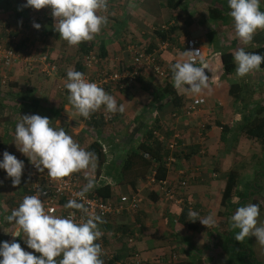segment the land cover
<instances>
[{
  "label": "crops",
  "instance_id": "1",
  "mask_svg": "<svg viewBox=\"0 0 264 264\" xmlns=\"http://www.w3.org/2000/svg\"><path fill=\"white\" fill-rule=\"evenodd\" d=\"M165 1L108 0L107 12L98 13L107 16L108 23L92 41L82 42L83 47L91 46L88 53L94 56L87 65L84 61L86 54L78 49L81 44L70 46L59 38L51 9L24 7L26 0H0V42L6 46L15 45L19 55L9 66L0 67L6 82L5 85L0 83V150L7 151L24 163L21 183L16 187L12 186L6 172L0 169V244L16 242L24 251L39 256L28 248L23 233L20 237L12 235L16 230L15 224L6 220L27 196V168L31 162L18 150L14 136L20 117L35 114L49 118L54 128L59 130L63 127L86 151H90L93 141L104 144L105 161L98 176L110 180H115L120 157L156 124L157 128L153 129L158 134V140L167 141L176 136L177 156L174 155L175 160L167 169L164 178L167 186L176 197L192 201L198 218L211 215L216 223L206 227L199 220L190 224L179 222L184 204L167 201L156 190L158 197L154 200V191L151 192L154 186L146 180L137 179L133 189L127 185L112 187V198L117 203L120 195L135 191L138 208L114 216L118 223L124 225L120 229L130 230V235H105L98 227L105 235L101 239L103 251L110 253L111 257L116 256V262L121 264H131L134 258L139 259V264H167L166 258L172 254L176 260L187 259L191 264H227L225 250L233 249L234 245L229 236L234 237L239 231L235 229L234 233L230 226L231 216L235 213L231 206L248 204L247 196L253 189L262 192L257 187L262 183L264 163L262 169L252 172L251 179L244 181L239 180L241 173L234 166L240 156L251 155L256 160L264 158V141L248 138L238 128L242 121L240 118L249 115L245 111L247 104L257 101L264 106V69L255 71L250 81L240 78L225 84L224 89L227 90L230 84H236V101L229 96L225 103L219 96H214L215 86L209 85V89L198 96L176 89L172 82L171 65L178 52L185 50L184 40L187 37L197 39L202 58L207 46L215 44L212 33L220 41L217 44L223 43L220 47H226L232 41L235 44L241 41L235 37L233 21L226 12L221 11L220 18L209 12L210 8L217 7L219 0H181L174 19L169 18ZM222 3L228 7V0L220 1ZM260 8L264 11V0H260ZM142 12L146 16H139ZM33 23L41 27L37 30ZM170 25H174V30L166 38L167 46L158 52L156 58L164 68L163 75H155L149 66H145L138 70L137 76L128 85L119 87L114 84L104 88L125 110L112 114L109 122L99 120L101 123L87 125L69 102V93L65 88L67 71L74 69L77 62L86 67V74L89 75L102 69H127L131 48L158 47L159 41L155 39L152 26ZM186 26L193 28L189 34L181 32ZM224 31H227L228 42H221ZM252 42L264 44V31H257ZM233 48L234 45L230 51ZM41 54L46 56L44 62L37 60ZM22 56L26 59L23 60ZM165 83L173 86L181 97L177 110L169 104L167 96H155ZM199 97L205 99L202 108L184 115V106ZM103 109L104 106L99 110ZM256 116H264V110L258 111ZM223 123H227L229 128L221 138L219 125ZM229 172L235 174V188L231 196L221 202V191ZM77 175L83 187L88 182L85 172H78ZM181 179L186 182L182 187L179 185ZM237 191L241 196L236 194ZM242 191L246 195L243 196ZM127 236L133 237L131 242H127ZM259 248L261 250L256 247L260 253L264 252V247ZM247 259L244 255L238 263L253 264L251 259ZM259 264H264V259Z\"/></svg>",
  "mask_w": 264,
  "mask_h": 264
},
{
  "label": "clouds",
  "instance_id": "2",
  "mask_svg": "<svg viewBox=\"0 0 264 264\" xmlns=\"http://www.w3.org/2000/svg\"><path fill=\"white\" fill-rule=\"evenodd\" d=\"M24 7L51 9L59 38L70 46L92 41L108 23L107 16L98 14L107 12L108 0H26ZM228 8L235 37L243 45H249L257 31H264V11L260 8V0H228ZM33 27L38 30L41 25L33 23ZM222 55L216 53V56ZM198 59L201 66H196ZM233 59L239 77L259 70L264 64V55L247 52L244 47L235 51ZM205 69L207 64L201 56V50L178 52L171 65L173 86L190 94H201L209 89ZM65 88L69 93L70 104L85 119L102 106L111 114L123 113L125 110L101 86L89 82L84 73L71 68L67 71ZM14 136L16 145H19L18 150L39 172L46 170L50 180L63 182L74 173L84 171L88 182L74 193L80 201H84L86 194L95 187L91 177V172L96 168L95 153L82 148L63 127L59 130L54 128L49 118L35 114L20 117ZM0 169L11 178L13 187L20 185L23 161L5 151ZM42 195L46 196L47 193L38 190L34 195L25 196L18 208L6 217L9 223L15 224L16 230L12 235L20 237L23 233L28 248L39 253V256L24 251L19 243L3 242L0 244V264H104L101 259L102 247L97 243L103 235L98 228V224L104 222L102 217L91 212L85 203L77 199H70L64 208L79 210L86 219L82 218L78 222L75 212L67 218L55 215L54 208L45 209ZM259 215V205L255 203L235 210L230 226L239 230L234 237L236 241L254 236L259 245L264 247V226H257ZM188 216L191 221L199 220L206 227L216 223L213 216L198 218L199 214L192 210H189Z\"/></svg>",
  "mask_w": 264,
  "mask_h": 264
},
{
  "label": "trees",
  "instance_id": "3",
  "mask_svg": "<svg viewBox=\"0 0 264 264\" xmlns=\"http://www.w3.org/2000/svg\"><path fill=\"white\" fill-rule=\"evenodd\" d=\"M181 0H166L165 6L169 9V18L174 19L175 17V11L178 8V5ZM219 0L217 3V7H213L209 9L210 13H213L215 17L219 15L221 11H224L228 14L230 9L226 7V4L222 3L220 4ZM217 15V16H216ZM174 30V25L170 26H152V32L155 36V39L157 41H164L167 40V36L172 33ZM83 43H81L80 46H78V49L82 51L84 54H87L91 50V46H82ZM8 46V45H7ZM149 46V45H148ZM147 48V50L150 49ZM13 48L16 50V46L14 45ZM245 51L250 53H259L261 55H264V44L252 47V48H245ZM220 53H222V57H220L221 60V70L224 74H230L232 73L236 65L234 63L233 54L230 51V47H228V50H223ZM95 55V54H94ZM261 69H264V64L261 65ZM75 71H79L82 73H86L87 69L85 66H81L79 62H77L74 66ZM236 84H230L228 88V94L227 97H232L233 100H237L236 95ZM157 98H163L164 96H167L170 100V105L173 109L177 110L181 105V97L179 94L176 93L173 86H171L169 83H165L157 92L155 95ZM264 106H260L258 108H255L249 112L248 117H241L242 119L241 123L238 124V128L240 129L241 133H243L246 137L252 138V139H259L261 141H264V116L257 117L256 114L258 111H263ZM94 114V113H92ZM91 114V115H92ZM82 119H84L82 117ZM87 125H95L97 123H101L99 119H92L90 121H84ZM220 135L221 138L225 136L227 129L229 128V125L227 123L220 124ZM153 128H157V125L154 124ZM148 129L146 130L145 134H143L136 145H130L128 150L125 151V153L120 157V163L118 170L115 175V180H113L112 184H109L107 182L100 183L96 185L90 192H93L96 196L103 199L104 201H112L113 204H116V200H113L112 196V187L113 186H121V185H127L129 187L135 186V181L137 179L147 181V179L150 177L151 172L154 180L158 179H164L167 173V168L163 165L164 164V158L168 153V149L166 147V140L160 141L158 138L153 135L152 130L154 129ZM91 152L94 151L96 157H97V168L94 170V177L95 179L98 178L100 169L102 167V164L105 161V152L102 147V145L97 142L93 141L90 145ZM0 156V162L3 161V153L4 151H1ZM147 154V157L143 156V154ZM175 156H177V153L175 151ZM236 184V178L235 174L233 172H229L226 176V180L223 186V189L221 191V202H224L226 199H228L231 194L233 193V189L235 188ZM154 186V183L151 184ZM258 189L262 190L260 187H257ZM133 189V188H132ZM154 191V192H152ZM28 192V190H27ZM151 192L155 195L154 200L156 197H158V193L155 191L154 187L152 188ZM157 193V194H156ZM243 193V192H242ZM246 193V192H245ZM242 194L243 196L246 194ZM238 196H241L240 192H236ZM28 195V193H27ZM247 200L249 203H255L259 205L260 209V215L258 217V223L257 226H261L264 224V190L260 192L259 190H251L248 193ZM238 207V203L233 204L231 206V210H236ZM232 217V216H231ZM103 223L98 224V227L102 229L103 232H105V235L108 233H114L118 236L120 235H130L131 231L128 229H125V231L121 230L124 225L118 223V221L114 218V216H109L103 220ZM179 222L183 223L186 222L190 224L191 218L188 216V212L186 207H182L181 211V217H179ZM126 233V234H125ZM103 235L101 239L105 238ZM235 237V236H234ZM232 236H229V240L234 243L233 249L225 250L226 256H227V264H239L238 261L240 257H244L246 255L248 257L247 260H252L253 264H259L264 259V252H259L258 250H261L259 247V243L257 242L256 238L254 236L246 237L243 241H236L235 238ZM128 238H133L132 236H127L126 240ZM227 244V241H225ZM257 243V246H256ZM223 247H226V245H223ZM258 248V250L256 249ZM241 250L240 252L237 250ZM101 259L103 260L104 264H114V261L118 259L116 256L112 255L111 258H106L105 256H101ZM167 264H191L190 260L184 259V260H176V259H169L166 258Z\"/></svg>",
  "mask_w": 264,
  "mask_h": 264
},
{
  "label": "built area",
  "instance_id": "4",
  "mask_svg": "<svg viewBox=\"0 0 264 264\" xmlns=\"http://www.w3.org/2000/svg\"><path fill=\"white\" fill-rule=\"evenodd\" d=\"M167 46V41H160L158 47L152 48L151 50H147L146 47H140L135 49L134 47L130 49L131 61L130 65L127 69L124 70H99L96 74L89 75L84 73L85 78L89 82H95L103 89L108 87L109 85L118 84L119 87L128 85L131 83L135 77L137 76L138 70L149 66L152 73L158 76H162L164 73V68L161 67L157 61V54L160 50L164 49ZM185 50L191 49H199V44L196 38L187 37L184 40ZM19 55L16 50L11 46H6L2 42H0V67L9 66L12 62L17 60ZM26 59V57L23 58ZM94 58L93 54L90 52L84 56V61L88 65L90 61ZM38 61L44 62L46 60V56L41 54L37 58ZM199 59L196 61L198 63ZM40 63V62H39ZM5 82V75L0 72V83L3 84ZM205 99L199 97L196 101L191 102L184 106L182 113L184 115L192 114L202 108ZM112 117L111 113H108L104 107L103 110H98L94 114L90 116V118L85 119L84 121H90L92 119H99L102 122H109ZM204 124L200 127L202 128ZM153 135H155L158 139V134L155 130H152ZM103 149L106 150L104 144H101ZM166 147L168 149V153L164 158V166L168 169L169 166L174 162L175 157L174 153L177 149L176 136H172L170 139L166 141ZM1 156V152H0ZM143 156L147 157V154H143ZM153 172V171H152ZM152 172L150 177L147 179L148 184L154 183V189L160 193V196L165 200L170 201L175 204H184L187 209L193 211L192 201L184 200L182 196H175L173 191L167 186L165 179L154 180L152 176ZM92 178L95 179L94 175ZM97 182L96 185L107 182L109 184L113 183V180L106 179L104 177H98L95 179ZM185 180H179V185L182 187L185 185ZM39 186V188L37 187ZM82 185L79 182V178L77 173H74L68 178H65L63 182H56L50 180L47 176L46 170L45 172H39L36 167L31 163L27 168V190L28 195H34L37 191L46 192L47 195L41 196V200L44 202L45 209L47 210L49 207L55 209V215L62 216L67 218L72 212H75V219L79 222L82 218L86 219L87 217L80 212L79 210L74 209H66L64 205L70 199H77L78 202L85 203L86 207L89 208L91 212H94L96 215H99L104 220L109 216H117L120 213H129L130 211H134L138 208V197L135 191H129L128 195H120L118 197L119 203L116 202L114 205L112 201H104L103 199L96 196L93 192H88L86 194V198L84 201H80L79 198L74 196V193L80 191L82 189ZM127 242H131V239L128 238ZM97 243L101 245V237L97 240ZM106 258H111V254L104 252L102 249V255ZM169 259H175V255H170ZM114 264H121L114 261ZM129 264V263H125ZM131 264H139V259L134 258Z\"/></svg>",
  "mask_w": 264,
  "mask_h": 264
},
{
  "label": "rangeland",
  "instance_id": "5",
  "mask_svg": "<svg viewBox=\"0 0 264 264\" xmlns=\"http://www.w3.org/2000/svg\"><path fill=\"white\" fill-rule=\"evenodd\" d=\"M184 10H186V6H185ZM184 12H186V11H184ZM139 16H146V14L142 12ZM188 26H190V25H188ZM188 26H186L184 29H182L181 32L184 34H189L191 31L190 29L192 27H190V29H189ZM226 32L227 31L222 32V34L224 33V35H223V40H221V42H228L227 41L228 34ZM212 34H213V38H214L213 40H214L215 44L213 46H207L206 51L203 55V60L207 64V69H205V75L209 78V81H208L209 85L215 86V88H216L214 90V96H219L221 98V100L226 103L228 90H227V88L224 89L225 84H227L228 81H232V80L237 81V79H240V78H247L248 81H250L251 78L254 76V72L249 73L248 75H246L244 77H239L236 74V70H234L232 73L226 75L221 70L220 56H216V53L221 52L223 50H228V47H232V45H234V48L231 50L233 57H234L235 51L241 47L252 48V47L262 45V44L260 42H256V43L251 42L249 45H243L241 42L235 44L232 41V42H229L226 45V47H220L219 45H222L223 43L217 44L220 41L216 38V34H214V33H212ZM237 40H239V39H237ZM151 49L152 48L150 47L149 50H151ZM234 63H235V61H234ZM196 66H201L200 62H198L196 64ZM5 83H4V85H5ZM228 88H229V86H228ZM192 95H194V94H192ZM199 95H202V93ZM194 96H198V95H194ZM251 104H247L245 111L250 112L251 110L255 109L252 106L253 104L255 106H259V107L261 106L260 102H257V101H254V103L252 105ZM240 157L241 158H237L238 160L235 163L236 165L234 166V169L239 170L241 173V176L239 178L240 181L251 179L252 178V172L254 170L262 169V167H263L264 158H261V159L258 158L256 160L255 157L253 158V157H251V155L250 156L244 155V156H240ZM261 177H263V178H262V183L260 184V188L262 190H264V176H261ZM233 232L235 233L236 230L234 229Z\"/></svg>",
  "mask_w": 264,
  "mask_h": 264
}]
</instances>
